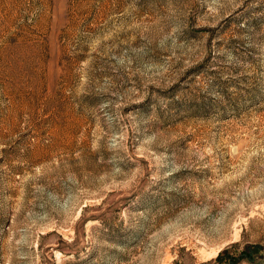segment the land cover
Returning <instances> with one entry per match:
<instances>
[{
	"label": "rangeland",
	"instance_id": "rangeland-1",
	"mask_svg": "<svg viewBox=\"0 0 264 264\" xmlns=\"http://www.w3.org/2000/svg\"><path fill=\"white\" fill-rule=\"evenodd\" d=\"M253 244L264 0H0V264H227Z\"/></svg>",
	"mask_w": 264,
	"mask_h": 264
},
{
	"label": "trees",
	"instance_id": "trees-1",
	"mask_svg": "<svg viewBox=\"0 0 264 264\" xmlns=\"http://www.w3.org/2000/svg\"><path fill=\"white\" fill-rule=\"evenodd\" d=\"M262 250L261 255H259L260 251ZM226 256L225 262H227V264H235L237 261L241 260V259H246L249 261H254V258L256 256L261 257L262 259H264V247L260 244H253V245H249L246 246L237 256H233V255H229L227 249L224 251H220L216 257L215 260L216 261H221V259Z\"/></svg>",
	"mask_w": 264,
	"mask_h": 264
}]
</instances>
